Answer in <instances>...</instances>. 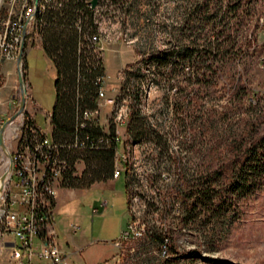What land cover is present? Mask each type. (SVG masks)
<instances>
[{
    "label": "rangeland",
    "instance_id": "rangeland-1",
    "mask_svg": "<svg viewBox=\"0 0 264 264\" xmlns=\"http://www.w3.org/2000/svg\"><path fill=\"white\" fill-rule=\"evenodd\" d=\"M21 10L18 1L0 0V129L22 102L18 58L5 56L8 48L18 57L13 30ZM95 20L98 33L83 44L104 72L102 118L94 122L106 134L115 127L114 171L124 174L106 198L123 215L124 230L128 224L145 229L143 237L121 241L112 264H264V183L247 197L226 192L228 148L235 140L264 138V0H102ZM25 42L26 108L5 133L12 156L29 120L49 132L56 98V68L39 28L33 25ZM185 46L194 48L197 67L176 61L157 69L145 62L155 51ZM136 94L146 128L138 140L127 132ZM61 157L63 186L70 171L82 177L86 165L81 157L70 167ZM8 160L0 147V176ZM12 179L5 194L17 190ZM203 190L212 201L201 199ZM98 197L93 191L84 201ZM157 229L163 246L151 239Z\"/></svg>",
    "mask_w": 264,
    "mask_h": 264
},
{
    "label": "trees",
    "instance_id": "trees-1",
    "mask_svg": "<svg viewBox=\"0 0 264 264\" xmlns=\"http://www.w3.org/2000/svg\"><path fill=\"white\" fill-rule=\"evenodd\" d=\"M58 1L62 6L49 5L43 14L38 15L35 27L37 30L39 28L44 51L56 68V98L51 114L52 141L59 147V154L70 167L81 157L86 165L82 177H74L73 170L70 171L63 187L85 189L97 182L112 179L119 143L116 141L115 127L110 129V134H106L96 129L95 122H86L83 119L85 111H95L99 107V92L104 73L96 56H88L83 48L85 37L91 38L98 33L95 10L90 8L89 0ZM195 53L194 48L189 46L178 50H159L150 54L145 62L157 69L168 67L176 61L197 67L200 62ZM139 95H134L127 127V132L135 140L146 135L145 122L140 111L136 110L141 103ZM191 100L189 99L186 106ZM28 123L33 126L32 121L29 120ZM247 142L246 139L235 140L227 151L233 156V160L231 182L226 192L240 197L255 194L264 183V138L252 144ZM157 145L162 144L157 142ZM128 188L126 181V192ZM209 194L203 190L201 199L212 201L214 196ZM222 205L215 211L223 207ZM155 231L152 241L158 246L166 244L158 229Z\"/></svg>",
    "mask_w": 264,
    "mask_h": 264
},
{
    "label": "built area",
    "instance_id": "built-area-1",
    "mask_svg": "<svg viewBox=\"0 0 264 264\" xmlns=\"http://www.w3.org/2000/svg\"><path fill=\"white\" fill-rule=\"evenodd\" d=\"M18 1L22 4L20 18L14 28V41L16 46H21L24 31L28 33L32 26L37 25L39 14H43L46 8L55 4L62 6L58 0H11L14 4ZM100 7L102 0H99ZM20 50V48H19ZM6 58H18L8 48L5 49ZM19 55V54H18ZM105 96L101 87L99 99ZM99 108L95 111H85L84 121H99ZM83 126H85L83 124ZM117 143L120 137L117 135ZM119 154V148L117 149ZM13 171L11 178L7 181L0 198V236L13 235L20 241V249L25 252L27 263L22 261V256L16 250L14 258L17 264H35L37 257L41 264H67L62 258L61 251L56 242L55 229L52 224V209L57 195V183L63 178L66 171V163L60 159L59 147L52 141L51 136L36 130L34 126H27L20 140V146L12 157ZM123 170L117 168L113 178L119 179ZM16 178V191L5 194L7 185L12 178ZM145 229L129 224L122 232L119 242L116 244L121 248V241L137 239L144 236ZM40 241L39 250H35V243Z\"/></svg>",
    "mask_w": 264,
    "mask_h": 264
},
{
    "label": "crops",
    "instance_id": "crops-1",
    "mask_svg": "<svg viewBox=\"0 0 264 264\" xmlns=\"http://www.w3.org/2000/svg\"><path fill=\"white\" fill-rule=\"evenodd\" d=\"M54 78L56 79V73ZM99 106L102 118V101ZM123 129L126 130L125 127ZM52 130L51 126L48 132L50 136ZM118 180L120 179L97 182L85 189L66 188L57 183L52 224L56 242L67 264H112L118 256L120 248L116 244L125 231L124 217L116 215V206L106 198V193L112 192ZM93 191L98 192L99 197L88 205L84 199ZM107 227L114 229L108 231ZM103 234H107L104 239ZM12 236H0V264H17L14 258L16 250L22 256V261L27 263L25 252L19 248L20 241L13 236L14 240ZM40 246V241H37L35 250L38 251ZM35 264H41L37 257Z\"/></svg>",
    "mask_w": 264,
    "mask_h": 264
},
{
    "label": "water",
    "instance_id": "water-1",
    "mask_svg": "<svg viewBox=\"0 0 264 264\" xmlns=\"http://www.w3.org/2000/svg\"><path fill=\"white\" fill-rule=\"evenodd\" d=\"M99 0H93L91 2L92 8L95 9L98 6ZM26 30L24 31L23 34V41L21 43L20 46V50H19V55H18V76H19V87H20V92L22 95V102H21V106L20 109L18 110V112L12 116L11 118H9L2 126V128L0 129V147L3 151L7 150V146H6V142H5V132L6 129L9 125H11L20 115H22L25 111L26 108V103H27V88H26V82L24 79V73H23V56H24V50H25V41H26ZM9 158H10V167H9V171H13V162H12V155L9 153Z\"/></svg>",
    "mask_w": 264,
    "mask_h": 264
},
{
    "label": "bare ground",
    "instance_id": "bare-ground-1",
    "mask_svg": "<svg viewBox=\"0 0 264 264\" xmlns=\"http://www.w3.org/2000/svg\"><path fill=\"white\" fill-rule=\"evenodd\" d=\"M4 138H5V135H4ZM5 151L8 153V156H9V151L8 150H5ZM9 167H10V160H8V167L6 168V171L3 173V175L0 176V190H2L5 183H7V181L11 178L12 173H11V171H9Z\"/></svg>",
    "mask_w": 264,
    "mask_h": 264
}]
</instances>
